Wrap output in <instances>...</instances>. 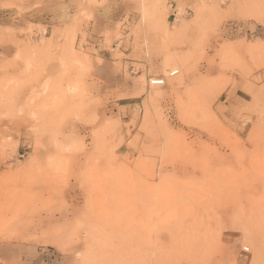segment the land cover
<instances>
[{"label": "rangeland", "instance_id": "1", "mask_svg": "<svg viewBox=\"0 0 264 264\" xmlns=\"http://www.w3.org/2000/svg\"><path fill=\"white\" fill-rule=\"evenodd\" d=\"M29 1L0 0V49L17 48L0 54V264L22 246L53 264H264V0H132L139 18L103 43L116 84L76 48L89 23L47 38Z\"/></svg>", "mask_w": 264, "mask_h": 264}, {"label": "crops", "instance_id": "2", "mask_svg": "<svg viewBox=\"0 0 264 264\" xmlns=\"http://www.w3.org/2000/svg\"><path fill=\"white\" fill-rule=\"evenodd\" d=\"M36 1L38 6L25 14L23 19L46 26L47 38L56 26H70L77 22L78 26L81 23L84 29V24L89 23L88 37L84 39L79 34L75 42L76 48L87 51L92 62V72L98 80L105 84H116L121 79L124 71L116 64V47H105L103 43L107 34L115 31L116 24L128 14L132 15V19L139 18L135 10L141 4L132 0H95L91 4L88 0H30L28 4L34 6ZM85 8L91 13L90 19H85L79 14L80 10ZM2 52L7 57H13L17 48L6 44L0 49V54ZM123 52L129 54L128 51ZM16 257L17 262L23 264H53L49 252L34 246H22Z\"/></svg>", "mask_w": 264, "mask_h": 264}, {"label": "built area", "instance_id": "3", "mask_svg": "<svg viewBox=\"0 0 264 264\" xmlns=\"http://www.w3.org/2000/svg\"><path fill=\"white\" fill-rule=\"evenodd\" d=\"M177 71H172L171 72V75H174L176 74ZM149 84H152V85H165L166 84V78L164 76H151L149 78ZM246 250L248 251L249 248H246Z\"/></svg>", "mask_w": 264, "mask_h": 264}, {"label": "bare ground", "instance_id": "4", "mask_svg": "<svg viewBox=\"0 0 264 264\" xmlns=\"http://www.w3.org/2000/svg\"><path fill=\"white\" fill-rule=\"evenodd\" d=\"M175 71H177V73H178V70H175ZM176 73V74H177ZM176 74H174V75H176ZM170 76H173V75H171V72H170ZM151 86H158V85H152V84H150ZM166 85V84H165ZM160 86H164V85H160Z\"/></svg>", "mask_w": 264, "mask_h": 264}]
</instances>
